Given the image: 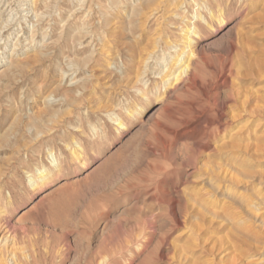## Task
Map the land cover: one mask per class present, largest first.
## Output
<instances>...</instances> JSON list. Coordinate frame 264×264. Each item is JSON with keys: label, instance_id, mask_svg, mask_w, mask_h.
<instances>
[{"label": "rangeland", "instance_id": "rangeland-1", "mask_svg": "<svg viewBox=\"0 0 264 264\" xmlns=\"http://www.w3.org/2000/svg\"><path fill=\"white\" fill-rule=\"evenodd\" d=\"M11 257L264 264V0H0Z\"/></svg>", "mask_w": 264, "mask_h": 264}, {"label": "bare ground", "instance_id": "bare-ground-1", "mask_svg": "<svg viewBox=\"0 0 264 264\" xmlns=\"http://www.w3.org/2000/svg\"><path fill=\"white\" fill-rule=\"evenodd\" d=\"M187 29H188V27H187ZM187 29H185V34H184L185 39H186V45H184V46L189 49V43L190 42H189V38L187 36L188 33H189V29L188 30ZM181 48H183V47L181 46ZM189 52H188V55L187 56H184L183 57V59H176L175 60V63L177 65L176 66L177 67V70H176V73L175 74H170L169 73V74L166 75V76H168V81H170V80H174V81L177 80L178 81V79H180V80H183V79L184 80L191 79V77L193 76L192 75V59H191V54ZM171 75H173V76H171ZM165 80H167V79H165ZM30 183H33V180L30 179ZM247 256L250 257L249 255H247ZM5 259L6 258H4V260L1 259L2 261H0V263L1 264H5L6 263L5 262ZM10 260L13 261L12 257L9 259V261ZM7 264H8V262H7ZM12 264H14V261L12 262ZM241 264H251V262L250 261L245 262V260H244V263H241Z\"/></svg>", "mask_w": 264, "mask_h": 264}]
</instances>
